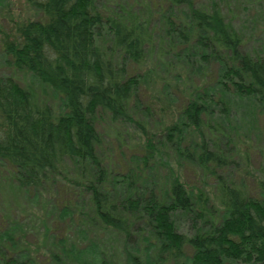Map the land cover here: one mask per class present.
Here are the masks:
<instances>
[{
  "label": "trees",
  "instance_id": "trees-1",
  "mask_svg": "<svg viewBox=\"0 0 264 264\" xmlns=\"http://www.w3.org/2000/svg\"><path fill=\"white\" fill-rule=\"evenodd\" d=\"M115 2L25 0L39 17L0 42L6 64L41 87L0 78V173L27 195L54 190L52 214L62 216L52 257L0 229V264H83L79 247L62 244L74 214L147 242L127 264H264V171L252 176L255 154L226 128L230 97L264 107V57L245 50L214 3ZM160 114L171 121L151 132L145 121ZM102 123L142 136L127 158L115 150L119 167L105 155L110 140L101 145Z\"/></svg>",
  "mask_w": 264,
  "mask_h": 264
},
{
  "label": "rangeland",
  "instance_id": "rangeland-1",
  "mask_svg": "<svg viewBox=\"0 0 264 264\" xmlns=\"http://www.w3.org/2000/svg\"><path fill=\"white\" fill-rule=\"evenodd\" d=\"M104 1L101 0L102 3ZM111 1H116L115 3L120 5H127L132 2V0ZM191 1L196 3V6L206 9L214 3L221 10L225 20L230 21L242 35L245 50L264 57V0ZM38 17L26 5L25 0H0V42L5 35L13 33L18 21L28 18L37 20ZM190 53L192 58L190 62L194 68L199 71L204 70L205 68L199 63L197 53ZM0 78L3 80L12 78L25 88L30 86L36 90L41 89L39 83L31 75L15 71L6 64V57L1 48ZM200 78L194 77L193 82L197 83ZM49 93L48 91L47 100L51 104H56V98ZM157 106V103H155V107ZM228 107L230 117L226 128L228 132L236 133L238 137L245 138L247 145L255 154L249 171L253 177L258 178L259 172L264 171V107L235 96L228 99ZM170 121L168 117H162V114H160V118L155 116L153 120L148 119V122H145L146 125L148 124V129L155 132L158 131L160 125ZM98 131L102 139L101 145L110 140L106 144L105 155L113 156L114 162L115 150L123 153L124 156L120 153L121 158H127L128 152L138 145L139 138L142 137L139 133L135 134L133 129H125L119 124L102 123L99 125ZM69 166L72 169L74 167L72 163ZM116 166L119 167L117 164ZM132 166H134V163H132ZM164 168L167 169L166 166H163L161 173L165 172L163 171ZM149 174V172L142 174V176H145L147 183H149ZM5 175L7 176L5 170L4 173H0V229H4V232L16 233L14 238H17L18 246L28 247L33 256L52 257L53 254L60 251L59 246H62L57 243L54 235L57 229L54 221L62 218L61 215L55 217L52 214V204L57 199L55 191L52 190L50 193L41 196L27 195L21 192L15 183L8 181ZM182 177L184 180L187 179V173H184V169L182 170ZM155 178L151 177L150 181L155 180ZM120 179L116 175L112 177L113 182H120ZM79 217L74 214L71 221H68L69 226H71L68 231L64 226L60 229L63 230V246L71 250L79 247L78 250L82 252L81 256H83V260L80 259V261L83 264H102V261L105 264H127V253H132L133 246H148L147 242L143 243L140 238L137 240L136 245H132L126 242L118 232H99L94 228L89 229L78 222ZM184 227L186 226L184 225ZM84 254H86L85 257ZM73 255H79L78 251L74 252ZM65 262L68 263V260H65Z\"/></svg>",
  "mask_w": 264,
  "mask_h": 264
}]
</instances>
